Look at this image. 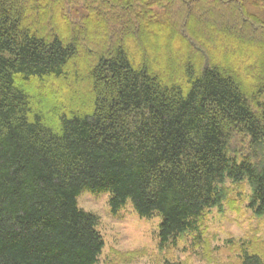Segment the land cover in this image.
Here are the masks:
<instances>
[{
    "label": "trees",
    "instance_id": "trees-1",
    "mask_svg": "<svg viewBox=\"0 0 264 264\" xmlns=\"http://www.w3.org/2000/svg\"><path fill=\"white\" fill-rule=\"evenodd\" d=\"M226 181L264 216V0H0V264H98L86 190L173 243Z\"/></svg>",
    "mask_w": 264,
    "mask_h": 264
},
{
    "label": "rangeland",
    "instance_id": "rangeland-1",
    "mask_svg": "<svg viewBox=\"0 0 264 264\" xmlns=\"http://www.w3.org/2000/svg\"><path fill=\"white\" fill-rule=\"evenodd\" d=\"M181 8L174 10L172 23L177 22ZM202 8L210 9L211 4ZM108 14V23L119 19ZM216 14L227 23L226 10ZM243 143L236 142V150L245 151L246 140ZM224 187L226 196L221 205L201 216L196 233L185 234L164 246L159 245L158 239L160 218H140L129 202L113 214L107 193L86 190L77 198V206L98 218L97 229L104 241L98 264H238L241 248L258 252L264 260V216L257 217L248 209L250 187L245 182L235 185L230 181Z\"/></svg>",
    "mask_w": 264,
    "mask_h": 264
}]
</instances>
